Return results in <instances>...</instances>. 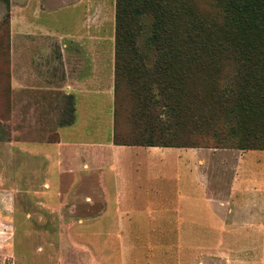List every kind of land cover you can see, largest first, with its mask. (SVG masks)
Returning <instances> with one entry per match:
<instances>
[{"label":"rangeland","instance_id":"374dc122","mask_svg":"<svg viewBox=\"0 0 264 264\" xmlns=\"http://www.w3.org/2000/svg\"><path fill=\"white\" fill-rule=\"evenodd\" d=\"M89 2L91 31H98L103 21L105 48H112L115 55L117 0ZM170 2L172 9L179 11L178 32L185 54L202 51V36L209 42L210 54L220 53L225 47L224 40L232 46L240 33L256 52L264 53V0ZM16 11V0H0V191L5 189L11 202L10 215L0 224V264H213L210 245L221 234L195 230L209 229V220L219 225L217 214L226 215L228 206H222L219 197L212 202L204 197L211 192L207 189L208 182L212 181L210 187L214 190L229 191L236 164L242 161L243 152L251 149L255 151L248 153V160L250 156L257 157L252 161L253 176L257 179L260 173L264 177V145L260 143L264 137V111L255 113V136L260 137L256 140L259 144L243 146L240 143H244L246 129L240 125L234 133L236 120L224 118L220 105L221 88H232L236 66L219 65L215 75L200 72L198 66L183 72L190 97L185 103L194 110V118H200L201 127L179 124L176 142L199 140L200 146L165 148L162 180H158L154 167L151 171L154 182L146 180L144 184L145 188L151 187L148 194L141 189L134 196L130 194L126 201H115L110 187L109 197L105 199L96 174L81 163L75 170L63 169L57 162L47 161L41 153L23 151L17 143L12 146L5 143L12 139L56 140L58 126L74 121L73 98L60 90L36 97L46 104L44 114L28 115L23 108L19 110L11 72ZM69 11L70 8H60L56 14L66 21ZM140 21L142 30L136 45L142 60L150 66L157 58L153 18L143 14ZM96 46L91 43V47ZM124 57L129 59L130 54ZM141 83L133 77H120L115 92L114 142L147 140L154 136L161 139L173 131L168 126L167 108L160 107L146 121L131 114L132 88ZM181 113L183 117L185 114ZM156 115L159 129L150 135L152 118ZM82 121L84 129L104 124L101 114L99 118L90 114ZM103 126L107 132L108 125ZM198 152L204 158L201 183H198L200 172L193 169L197 166ZM135 176L130 185L136 188L139 180ZM107 186H112V182L108 181ZM116 206L122 211H116ZM235 220L241 224L242 216ZM197 221L205 225L197 226ZM173 228L181 232L171 231ZM237 251L239 255L253 252L252 249ZM260 256H263L260 264H264V249Z\"/></svg>","mask_w":264,"mask_h":264},{"label":"crops","instance_id":"0c3cea01","mask_svg":"<svg viewBox=\"0 0 264 264\" xmlns=\"http://www.w3.org/2000/svg\"><path fill=\"white\" fill-rule=\"evenodd\" d=\"M60 8H70L66 21L56 14ZM16 9L11 72L19 110L23 108L28 115L44 114L46 104L36 97L60 90L73 98L74 121L58 126L56 140L12 139L5 140L6 145L17 143L23 151L41 153L47 161H55L63 169L75 170L81 163L96 174L105 199L109 197L110 187L115 201H126L130 194L134 196L141 189L148 194L151 187L145 188L144 184L146 180L154 182L151 172L154 167L158 180H162L167 147L114 142L115 55L112 48H105L104 22L98 31H91L89 0H16ZM91 43L97 46L91 47ZM90 114H97V118L101 114L104 124L84 129L82 120ZM103 125H108L107 132ZM253 151L241 155L243 158L236 164L229 191L214 190L210 187L212 181L207 184L211 192L204 197L211 202L219 197L220 204L228 206L226 215L217 214L219 225L209 220V229L195 230L221 234L210 245L213 264H260L263 261L260 255L264 249V177L260 173L257 179L253 176L252 161L257 157L250 156L249 160L247 157ZM203 166L204 158L199 153L197 166L193 168L200 172L198 183H201ZM134 176L139 180L136 188L130 185ZM108 181L112 186H107ZM10 208L9 195L3 189L0 191V224L8 219ZM115 210L122 211V208L116 206ZM196 224L205 225L198 221ZM171 231L181 232L179 228ZM238 249L253 252L239 255Z\"/></svg>","mask_w":264,"mask_h":264},{"label":"trees","instance_id":"16d2710c","mask_svg":"<svg viewBox=\"0 0 264 264\" xmlns=\"http://www.w3.org/2000/svg\"><path fill=\"white\" fill-rule=\"evenodd\" d=\"M172 1L176 3L177 0ZM240 5L241 3L238 2L237 6ZM236 10L242 14L240 9ZM143 14H149L153 18L152 37L157 49V58L150 66L142 60L136 45L137 37L142 30L140 20ZM178 15L179 11L172 9L170 0H117L116 2L115 92L119 87L121 76L133 77L137 83L142 81L132 88L134 102L131 114L140 121H146L160 107L167 108L168 126L173 131H169V135L161 139L154 136L147 140L115 143L165 147L200 146L199 140L176 142L175 133L179 124L185 126L189 123L195 128L200 126V118H194V110L192 112L191 107L189 108L185 103L190 97L182 74L185 70L198 66L200 72L215 75L219 65L233 64L237 69L231 83L232 88L228 90L221 88L220 105L223 115L224 118L229 117L228 120L230 118L236 120L234 133L240 125L246 129L243 133L245 137L242 138L244 143H240L241 145L259 144L256 140L260 137L255 136L257 124L255 113L264 111V73L262 72L264 53L256 52L247 38L240 33L237 43L232 46L224 40L225 47L217 54H210L209 42L202 36L201 41L204 45L202 51L187 55L183 52V43L178 32ZM239 18L241 22L242 17ZM208 26L209 24L205 27ZM209 31L206 32L207 35ZM126 53L130 54L129 59L124 57ZM181 112L185 114L183 117ZM152 121L150 135H155L156 130L159 129H157L158 116L153 117ZM114 136L116 137L115 133ZM260 143L264 145V137Z\"/></svg>","mask_w":264,"mask_h":264}]
</instances>
